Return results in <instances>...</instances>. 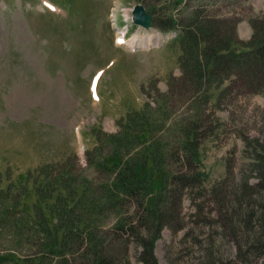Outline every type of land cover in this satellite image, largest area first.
Returning <instances> with one entry per match:
<instances>
[{
    "label": "rangeland",
    "instance_id": "1",
    "mask_svg": "<svg viewBox=\"0 0 264 264\" xmlns=\"http://www.w3.org/2000/svg\"><path fill=\"white\" fill-rule=\"evenodd\" d=\"M139 2L0 0V211L33 205L37 190L44 196L42 185L66 165L96 185L114 178L116 173L95 166L113 153L97 132L106 138L118 134L129 114L147 112L152 125L143 130L158 128L156 136L166 144L168 188L178 189L180 169L202 175L176 196L179 221L156 240L155 264H264V90H250L251 82L240 76L208 88L194 84L177 63L173 30L134 25L129 38L147 43L149 35L162 33L161 43L135 49L116 43L113 17L119 15L121 25L120 8L131 11ZM210 4L212 13L237 17L227 22L235 21L239 41L253 37V20L264 17V0ZM98 71H103L99 101L90 90ZM187 129L193 131L196 154L188 153L181 164L170 151L177 145L185 152ZM130 207L125 212L109 206L103 214L110 264L148 261L146 246L132 235L123 237L116 225L121 215L131 216ZM4 229L1 252L14 247L24 255L35 249L27 236L19 248L21 236L8 225Z\"/></svg>",
    "mask_w": 264,
    "mask_h": 264
},
{
    "label": "trees",
    "instance_id": "2",
    "mask_svg": "<svg viewBox=\"0 0 264 264\" xmlns=\"http://www.w3.org/2000/svg\"><path fill=\"white\" fill-rule=\"evenodd\" d=\"M140 2L153 6L155 27L178 31L174 40L180 50L178 64L193 78L194 84L208 88L211 83L234 82V77L240 76L251 82L246 86L250 90H264V17L253 20V37L239 41L235 21L227 22V19L237 17L226 18L223 13L210 12L207 9L211 6L210 0ZM191 4L197 5L188 10ZM198 90L206 95L207 90ZM139 113L129 114L128 120L121 123L124 129L118 134H107L109 137L106 138L105 134L97 132L98 138L111 143L113 153L95 166L104 168L109 174L116 173L114 178L96 185L89 177L71 174V166L66 165L56 174L52 173L42 185L40 191L44 196L37 190L33 205L0 211V235L6 232L4 226L8 225L14 234L21 236L20 240L23 239L22 243L18 241L19 248L26 236L35 246L24 255L14 247L0 251V264H74L77 260L79 264H110L105 254L107 236L101 230L103 214L109 206L118 210L132 206L131 216L121 215L116 225L123 237L132 235L137 243L146 246L149 255L146 264H155L156 240L164 227L179 221L176 213L180 211L174 207L177 206L176 196L183 194L182 188L201 180L202 175L180 169L178 175L174 172V186L177 183L178 189H169L166 144L156 136L158 128L143 130L145 124L150 127L152 122L149 116L145 118L147 112ZM192 136L193 131L185 130L182 140L185 152L179 153L177 145L170 151L178 163L182 164V157L188 153H195ZM132 147H137L138 151L129 154ZM122 151L125 152L123 155ZM186 158L197 165L188 156ZM60 199L62 202L59 203ZM80 204L83 209L78 212L76 207ZM142 233L150 234L146 238Z\"/></svg>",
    "mask_w": 264,
    "mask_h": 264
},
{
    "label": "water",
    "instance_id": "3",
    "mask_svg": "<svg viewBox=\"0 0 264 264\" xmlns=\"http://www.w3.org/2000/svg\"><path fill=\"white\" fill-rule=\"evenodd\" d=\"M152 7L146 8L143 4H136L133 9V20L136 24L150 27L152 25Z\"/></svg>",
    "mask_w": 264,
    "mask_h": 264
},
{
    "label": "bare ground",
    "instance_id": "4",
    "mask_svg": "<svg viewBox=\"0 0 264 264\" xmlns=\"http://www.w3.org/2000/svg\"><path fill=\"white\" fill-rule=\"evenodd\" d=\"M156 38V40H158L159 39V37H155ZM150 40L148 41V43H147V45H150V44H152L153 43V41H154V38L153 37H150L149 38ZM116 40V39H115ZM124 45L126 46V47H129V48H135L138 44H136V42H135V39H133V38H127L126 40H125V43H124ZM97 93V92H96ZM16 206V205H15ZM40 209V208H39ZM34 219V218H33ZM44 226V225H43ZM22 230V229H21ZM57 231V230H56ZM50 247V246H49ZM144 252V251H143ZM22 255V254H21ZM250 264V263H249Z\"/></svg>",
    "mask_w": 264,
    "mask_h": 264
}]
</instances>
